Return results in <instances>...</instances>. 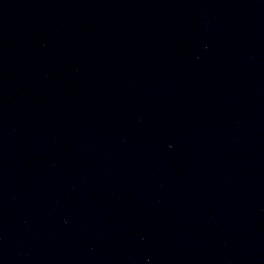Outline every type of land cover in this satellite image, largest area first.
Masks as SVG:
<instances>
[{
    "label": "water",
    "instance_id": "water-1",
    "mask_svg": "<svg viewBox=\"0 0 264 264\" xmlns=\"http://www.w3.org/2000/svg\"><path fill=\"white\" fill-rule=\"evenodd\" d=\"M0 264H264V0H0Z\"/></svg>",
    "mask_w": 264,
    "mask_h": 264
}]
</instances>
